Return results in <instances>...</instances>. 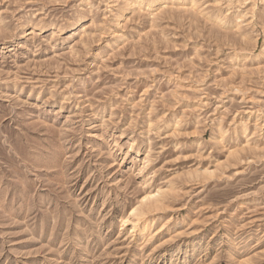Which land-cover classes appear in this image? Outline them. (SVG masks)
<instances>
[{
	"label": "rangeland",
	"instance_id": "374dc122",
	"mask_svg": "<svg viewBox=\"0 0 264 264\" xmlns=\"http://www.w3.org/2000/svg\"><path fill=\"white\" fill-rule=\"evenodd\" d=\"M0 264H264V0H0Z\"/></svg>",
	"mask_w": 264,
	"mask_h": 264
}]
</instances>
